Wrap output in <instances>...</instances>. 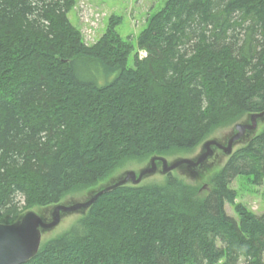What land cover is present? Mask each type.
<instances>
[{"label": "trees", "instance_id": "16d2710c", "mask_svg": "<svg viewBox=\"0 0 264 264\" xmlns=\"http://www.w3.org/2000/svg\"><path fill=\"white\" fill-rule=\"evenodd\" d=\"M75 3L0 0L2 223L264 111V0H167L136 41L110 24L93 44ZM238 176L264 185V128L206 188L118 186L25 264H264V213L235 202Z\"/></svg>", "mask_w": 264, "mask_h": 264}, {"label": "rangeland", "instance_id": "374dc122", "mask_svg": "<svg viewBox=\"0 0 264 264\" xmlns=\"http://www.w3.org/2000/svg\"><path fill=\"white\" fill-rule=\"evenodd\" d=\"M167 0H76L75 6L69 12V17L74 26L82 33L84 40L88 44L95 43L108 29L110 24H114L116 31L123 37L137 36L147 26L149 19L158 11H160ZM143 56L144 51H139ZM251 113L245 114L238 121L215 129L198 147L193 151L182 152L178 151L173 154H160L172 163L179 158L188 157L195 158L203 150L204 143L208 140H218L225 142L236 132L237 124L249 122ZM264 128V119L258 120L257 128L254 131H247L244 138L235 143L233 151L238 147L246 144L253 136L259 133ZM157 155V154H154ZM152 155V156H154ZM146 159H128L117 167L107 178L102 180L96 186L87 189L74 191L66 194L60 203H71L84 201L102 187L114 183L120 179L128 170L139 172L147 167L151 157ZM229 154H224L217 149L214 156L208 161L207 166L202 172L193 174L186 167H179L171 172L172 175L189 183H194L199 187L209 186L211 175L219 170L229 159ZM168 174L162 172V166L159 164L158 171L150 176L145 177L139 185L163 183L167 179ZM126 185H133L128 182ZM231 187L236 190V203H243L258 214L264 213V185L254 184L249 177L238 176L232 183ZM54 205L39 207L35 206L30 210L37 212L45 218L50 217V213ZM226 211L229 215L237 217L233 205L226 203ZM29 211V210H28ZM27 212V211H26ZM87 212V211H86ZM86 212H72L62 216L60 223L50 230L43 231L41 246L51 238L60 235L67 230L73 222L83 216ZM220 264V263H219Z\"/></svg>", "mask_w": 264, "mask_h": 264}, {"label": "water", "instance_id": "95a60500", "mask_svg": "<svg viewBox=\"0 0 264 264\" xmlns=\"http://www.w3.org/2000/svg\"><path fill=\"white\" fill-rule=\"evenodd\" d=\"M249 119L248 123L237 124L235 127L236 132L225 142H219L218 140L206 141L202 152L195 158L183 157L169 163L164 156L154 155L151 157L147 167L139 172L134 170L126 171L120 179L100 188L84 201L68 204L57 203L53 207L49 218L29 210L14 223L0 222V264L27 263L40 250L43 231L55 228L60 223L63 215L79 211L86 212L101 194L118 186L126 185L128 182L133 185H139L145 177L158 171L159 164H161L164 174H169L179 167H186L193 174L202 172L217 149L224 154L231 155L235 143L244 138L247 131H254L257 128L259 119H264V111L251 113ZM203 188H206V186Z\"/></svg>", "mask_w": 264, "mask_h": 264}]
</instances>
